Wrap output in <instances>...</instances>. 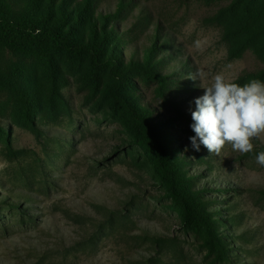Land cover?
I'll return each mask as SVG.
<instances>
[{
  "label": "rangeland",
  "instance_id": "rangeland-1",
  "mask_svg": "<svg viewBox=\"0 0 264 264\" xmlns=\"http://www.w3.org/2000/svg\"><path fill=\"white\" fill-rule=\"evenodd\" d=\"M120 1L95 0L94 8L115 12ZM124 1L111 19L124 63L143 59L158 37L157 69L168 78L161 89L158 80L133 72V91L157 121L171 118L173 144L195 188H207L203 195L221 212L230 260L217 261L182 226L145 155L103 100L109 70L95 72L86 57L61 52L54 64L61 98L53 108L42 105L34 123L20 117L9 92L0 94V121L11 139L0 141V264H264V166L256 162L264 139H254L248 154L226 145L219 155L203 145L196 151L189 139L194 100L204 93L190 75L203 70L207 85L217 73L236 81L264 69L254 46L231 57L226 36L251 4L264 12V0ZM23 65L24 85L32 78L35 88L49 90L52 68L4 54L6 71Z\"/></svg>",
  "mask_w": 264,
  "mask_h": 264
},
{
  "label": "trees",
  "instance_id": "trees-1",
  "mask_svg": "<svg viewBox=\"0 0 264 264\" xmlns=\"http://www.w3.org/2000/svg\"><path fill=\"white\" fill-rule=\"evenodd\" d=\"M126 4L122 0L115 12L97 13L95 0H0V94L9 92L19 103L20 117L34 123V115L42 105L53 108L55 97L61 98L54 66L57 53H66L73 60L86 57L95 72L108 69L111 82L101 89L103 100L119 115L131 144L145 155L149 170L181 216L182 226L200 236L203 246L217 261H229L231 247L220 231L216 216L221 212L213 210L212 200L203 195L207 188H195L194 178L186 169L188 163L173 144L171 118L157 121L151 110L138 102L139 97L133 91L129 76L133 72L158 80L161 89L166 88L168 78L157 69L155 59L162 49L158 37L146 47L143 59L124 63L117 45L120 37L111 19ZM226 36L232 40L231 57L239 56L250 46L255 47L252 49L256 53L264 54L262 7L251 4L240 20L226 27ZM6 53L52 68L49 90L35 88L32 78H29L30 87L23 84L22 79L27 77L25 65L6 71L3 67ZM251 79L264 81V69L247 72L235 82L243 85ZM0 141L11 143L8 129L1 121Z\"/></svg>",
  "mask_w": 264,
  "mask_h": 264
},
{
  "label": "clouds",
  "instance_id": "clouds-1",
  "mask_svg": "<svg viewBox=\"0 0 264 264\" xmlns=\"http://www.w3.org/2000/svg\"><path fill=\"white\" fill-rule=\"evenodd\" d=\"M199 45V41L196 42ZM192 79L201 81L204 89L195 98L190 125L195 135L189 139L196 151L203 145L210 154L219 155L226 145L233 151L248 154L253 151L254 139H264V81L251 79L243 85L229 80L223 73L211 77L198 69ZM256 162L264 166V151L256 155Z\"/></svg>",
  "mask_w": 264,
  "mask_h": 264
}]
</instances>
